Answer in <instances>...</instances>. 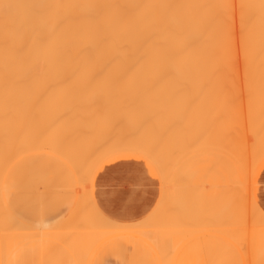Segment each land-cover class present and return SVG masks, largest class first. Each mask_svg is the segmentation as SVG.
I'll return each mask as SVG.
<instances>
[{
	"label": "rangeland",
	"instance_id": "1",
	"mask_svg": "<svg viewBox=\"0 0 264 264\" xmlns=\"http://www.w3.org/2000/svg\"><path fill=\"white\" fill-rule=\"evenodd\" d=\"M80 63L81 62H77V63L70 62V64L58 63V64H63L64 66H68V67L69 65H72L74 67L77 66L76 67L77 70L74 69V72L72 74L73 76L76 75L75 76L76 78H73L72 75H71V78L69 77L70 75L67 77L68 72L69 71L72 72L73 69H69L68 67L66 69V67H64L63 65L62 66L67 70L66 71L65 69H63L65 70V73L67 72L65 76L66 78L63 77L65 74H60L62 75V78L60 77L58 78L57 69H60V68L62 69V66L61 65L57 66L55 63L53 64L47 63L49 66L52 65L54 67L56 66L59 67L56 70L54 69L57 72L53 71L52 73V70H51L50 72L52 74L51 73L50 74L52 76H50L49 72L45 73L48 70H45V72L43 71L42 72L43 74L41 73V75L38 74L39 76H43L44 74H46L44 75L46 79L44 78V76L43 77L38 76L39 77L38 78L37 74L36 76L35 74L32 75L34 76V79H32V77L30 76L31 77V79L29 78L30 81L28 80V78L27 80L25 79L27 83L24 81L25 85L28 84V86L26 85L25 89L27 90L25 91H24V87L21 86L24 84H20L22 83L24 76H21L23 77L22 80L19 79L21 82L18 81V78L16 79L18 82H16V80H14L13 78L14 84L15 82L20 84V87L23 90L22 91L19 87V91L21 90L20 92L21 94H19V92L17 93L16 91L17 86L15 88L14 84L12 85L7 84L8 81H9L8 83H10L12 78L9 77V80H7V82H3L4 86L2 85V81L3 80L5 81V79L2 78L3 80H1L2 87L0 88L1 89L4 88L3 90H8L9 92L12 93L13 89L10 86L14 85L13 88L16 90H14L15 92L13 93L18 94L19 95L18 98H22L23 103L21 102V99H19L20 101H16L18 99L17 98L18 95L17 96L14 94L12 95L16 97L15 99L16 102H19V103L21 102V104H23L25 109L27 108L26 111L24 110L25 111L24 113H27V110H29L30 106L32 107L33 104L30 105L29 101L32 102L33 96L35 95L37 97L36 94L38 93V97L40 98L41 102L42 100H44L43 102L45 103V105L43 106L44 104L43 103L41 107L42 108L45 107L44 109H46L47 107L48 109V110L46 109V111H44V109L40 110L42 108L38 109V107L40 106H38L37 105L38 103L34 101L35 105L38 106V107L36 106V109L41 111V113H39L40 116L43 115L42 113L43 111L45 112L43 115L44 119L47 120V118L48 119L50 118L53 121L54 119L51 118L52 116L51 111L52 113H54L55 111L58 110V112H55L57 113V115L54 113L55 114L54 116L53 114L52 117L54 118L59 117L58 114H61L60 111L64 114V117L63 115L60 116L61 117L60 120L58 118V124L56 122L57 119L55 121V124L52 121H50V119L48 120V122L45 123L43 121L44 119L42 116L41 121L44 122L43 125L45 124L48 125L49 122L50 124L52 122V125L50 126L51 128L49 127L50 129H48V127L46 126L47 129L45 130H43L44 128L42 129L39 128L40 129L39 130L38 127H36L38 130L34 129L35 124L33 122L35 121L28 119V122H26L27 118L24 119L25 122L29 124L28 131L31 133L27 131L28 127L25 129L26 130L25 132L24 131L21 132L25 124L23 122V117H21L22 119L19 118L20 116L18 117V120L22 121L21 125L23 124L24 125L22 126V128H21V125L19 126L21 128L19 132L21 133L18 132L19 134L17 135V138L30 139L32 140V142L29 143L25 147L27 151L22 152V153H15L14 155H11V157L8 158L6 161H4V163L0 167V190L1 192L3 189L5 177L7 176L11 168L20 160L22 159L24 160V158L30 155L37 154V153H43V152L50 153L53 155L50 149L56 146L61 148L64 151H69L63 148L61 144L64 142L66 138H68L67 136H71V135H73L72 136L73 144H70V145H73V146L69 145V148H72V149L78 148L80 150V148L83 149L85 146H87V149H86L87 155H80L78 153V150H75V154L77 156V166L75 168H72L70 165H68L63 160L70 167V169L77 175L76 182L72 178H70L71 176L69 175V173H67V171H65V178L63 177L62 180H57L56 175L50 170H46L43 174H38L33 169L30 170L29 175H28V179H30V183L39 184L42 190L47 191L49 203L43 210H38L33 215H27V214L24 215L23 209L17 207L14 202L13 212H14V215L18 217V219L21 218L20 220H23L25 223L31 226V228L38 229V227L39 228L46 227V229H48L45 235L48 237L45 240L32 242L30 244L31 250H30V254L28 258L30 260H35L36 264H42V262L43 264H49V262H55L61 259H68L71 256L69 255L67 250H71L74 258L79 259L81 257L88 256L87 258L89 260H94L98 262V264H158V261L160 259V254L157 253L153 249L149 239L147 238L148 236H153L151 237L152 239L154 238L157 239L161 237L160 239H162V241H167L166 251L169 255V259H173V260H181V259H187V258L195 259L198 257L201 259L232 258V259L246 260L247 264H253L254 261L258 260L259 253L252 249V244H253V239L256 236L264 235V223L260 221L261 217L259 215L258 217L255 211L258 208H260L264 212V158H263L262 163L258 166L259 162H261L262 157H264V154L260 159V156L262 155L261 153L263 152L261 148H258V144L256 143V141L252 137H248L246 140H244L241 143L240 146H238L237 144V147H235V149L233 148V146L227 147L228 149L229 148L234 149V150L231 149V151L233 152L229 150L231 152L230 154V152H228L227 149L225 148L228 145H225L224 147L225 151H223V149L221 148L222 146L220 143V139L222 138V135H220V133L217 131L216 125L214 129L210 130L207 135L199 136V138L194 139L185 133V129L190 123V118H189L190 113H189L188 117H186V119L188 118L187 120L185 119L182 123H179L173 127L171 125V120L173 119L175 115L173 113H176V111L178 110V107L181 108L182 105L187 104L185 102L187 101L186 99H188L189 97V95L187 96L184 94V93H187V91L183 92L182 90L183 88L180 87L179 84L177 85L178 87L182 88L181 89L182 91L179 90L176 85L175 86L177 87L178 90L174 86V88L177 91L174 89L176 93H175V96H173L174 98H172L173 104L171 106L169 105L168 108L162 107L163 111L162 109H160L159 106H158L159 108L158 107H156L157 109L155 108L156 110L159 109L158 110L159 114H160V111L164 112V109L168 110V111L166 110L167 114L164 116V118H162L163 114L161 113L159 116L158 114L155 115L158 117L153 116L154 118L151 117L153 118L152 120H150L151 118L147 120V118L144 116H146L147 114L148 115H152L153 113L155 114L154 112L155 109L153 110V112L152 111L149 112L148 110L143 109L141 111H138L136 115H132V117H130L131 119L128 118V121L125 120L127 123L126 126L124 125L121 126L120 123L118 122L117 126L120 125L119 126L120 129L122 128V130H120L118 127V129L120 130V131L118 130L120 132L119 133L117 131V126L113 124L116 121H118L120 118V117L118 118V116L116 115L120 116L121 113L118 110L117 111L114 110L116 112H112L111 107L106 106L105 108L104 106L107 104L106 98L107 100L109 99L112 102V100L114 99L113 95H115V92H116L115 97L117 96V98L114 99V102L120 101L121 103H123L122 102V100H124L123 98L129 99L130 97H132V95H129V94L131 93L133 94L135 90L133 95L135 94L139 95V97L136 99H140L141 96H143L142 94L144 90H145L144 93L146 95L148 94V90H149L148 88L150 87H148L147 85L148 84L147 80L149 78L146 79L145 85L142 84L145 82V79H142L144 81H142L141 83H139L141 81L140 79H139L140 81L138 79H133V80L130 79L131 80L130 82L138 80L139 82L136 81V83L139 85L142 84L140 88V86H138L135 82H133L137 86L136 87L137 89H136L133 83H132L133 85L131 86L127 84L129 80L127 79V77L121 76L123 77L122 78L123 80L127 81V83L125 84L124 83L125 81L123 82L120 76H117V77L113 76L114 77L113 79L107 78V75L102 74L104 71L101 69L99 70L98 68H97L98 70L96 71L93 68L94 71L96 72V73L94 72L95 74L93 75V69L90 68L92 70V73H91L89 66H93L96 63L90 64V62L89 63L82 62L81 65ZM86 64H89V65H86ZM75 70L77 71L76 73L78 75L75 73ZM80 71L81 72L83 71V72L81 73ZM59 72H61V70ZM79 73H81V75ZM83 74H86V75H83ZM88 74L93 75L92 76L93 79L96 77L98 82L94 83L96 79L92 80L90 78L91 76ZM47 75L49 76V79ZM60 75L58 74V76ZM103 75H105L106 77L102 78L101 76ZM53 76H55V78ZM83 76L85 78L87 76L90 79H84ZM98 76H99V79H98ZM111 76L112 75H110V77ZM78 77H80L81 79H79ZM115 78H118L119 80L118 79L115 80ZM111 80L115 84L119 82L118 85H116V87H115V84L114 86L107 85L108 81L111 82ZM114 80L116 82H114ZM121 80L122 82L120 83ZM161 80H164L162 82H167L165 81L166 78H160V80L150 79L149 80L150 82L151 81H154V83L157 82L156 84H158L159 82L161 84V87L157 88L160 85L157 87L154 85L152 87L153 89L150 88L149 91H151V89L161 90V88L163 87L162 85L166 84V83H161L160 82ZM31 81L33 82L31 83ZM41 81L43 83H41ZM47 81L48 83L46 85ZM49 81L51 83L53 82L54 84L53 83L49 84L50 83ZM82 81H84V84L78 85L80 84V82L82 83ZM85 81H87L86 82L87 84H85ZM100 81H102L101 84H100ZM104 81L106 82V84H104L105 83ZM177 81L178 80H176V82ZM34 82L36 84V87L30 90V87L34 86L33 84ZM176 82L174 81L173 84ZM96 83H99L100 85L98 84L99 86H96ZM113 83L111 82L110 84L112 85ZM177 83H179V81ZM43 84L45 86H43ZM104 85H107L106 86L107 88ZM103 89H105L106 91ZM107 89L110 91L113 90L114 93L113 92L109 93L110 91L107 92L108 91ZM28 90H30L29 94H27ZM96 90L100 94L104 95L102 99L105 97V95H107V93H108L107 96H111L110 98L106 96V98H104L105 101H103L102 104H100L101 102H99L100 105H103L101 106L104 108V109H101L103 112L105 109L107 110L109 109L108 110L109 112L107 110H105V112L107 113L104 112L105 116L107 115L108 117L111 118V119H108L107 117H105V119L107 118V120L109 121L108 122L109 126H108V123H106L107 120L106 122L104 120L101 121V119L104 118L103 112H102L103 117H101L100 114L98 118L96 117L97 115L96 116L94 115L96 119H99L97 120V122L95 121L96 122L95 123L94 120L96 119L93 118V120H91L93 117L92 115L93 108L91 110L89 106V109L91 110L90 111V110L84 109L83 108L84 106L82 107L80 105L81 103H78V101L81 102V100L84 98L86 104H87V101L89 104L90 100H87V99H89V96L91 97L95 94L97 95L98 93L95 92ZM127 91L128 92L130 91V93L128 94ZM24 92L25 94H22ZM180 92L181 94L183 93L184 96L180 95ZM28 96L30 99L27 98ZM118 97L121 99L118 100ZM99 98L101 101V97ZM27 99H29L28 102H26ZM63 99H64V103L66 102L67 104L63 103ZM84 99L82 100L83 103H84ZM109 100L107 104L108 106L111 103L109 102ZM48 101H51L52 103L54 102L53 104L55 105L57 104L56 105L57 107L53 104H50L51 102L49 103ZM57 101H59L58 102L59 104L57 103ZM75 102L79 104L76 106L77 109H72V107L70 108L69 103L73 105L72 103L75 104ZM112 103L110 104V106H112ZM47 104L48 105L50 104V105L48 106ZM62 105L63 107H60ZM64 105L66 106V108L69 106V108H67L66 110ZM94 106L91 105V107H94ZM50 107L52 108V110L50 109ZM34 108L35 107H33V109ZM62 109L64 110V112ZM158 111H156V113H158ZM100 112L101 111H99V113ZM110 112H112V115L114 114L115 116L114 115H113L114 117L111 115L109 116ZM118 112L120 114H118ZM142 112L144 114H142ZM85 114L88 115L90 120L87 119V116H83ZM36 115L38 114L35 113L33 116H36ZM49 115L51 116L48 117ZM30 116L28 118H30ZM37 117H38V122H37L38 124L41 121H40L39 116ZM115 117H116L115 119L116 121L114 120L113 122V119ZM142 117L145 118V120ZM166 117L168 118L171 117V118L168 119ZM62 118L63 120L66 119L64 120L66 122H62L63 121ZM14 119H16V117ZM161 119L163 120L161 121ZM16 120H14V123H12V125L15 126L16 124L17 126L20 124L19 121H16ZM30 120L32 121L31 123L33 124L29 123ZM110 121H112V124ZM42 122L40 124H42ZM120 122H122L123 124V120L122 121L120 120ZM196 122H193V123L191 122V124L194 126L193 127L194 132L197 131L195 127ZM62 123H64L65 125H63ZM37 124L36 126L40 127V125H37ZM110 124L113 126H111ZM130 124H132V126H130ZM30 125L33 127V129L30 128L31 127ZM86 126L88 129L87 132L85 131ZM90 126H91V129H89ZM163 126L166 128H163ZM15 127L14 129H17L18 126L16 128ZM131 127L133 128V132L131 131L132 130ZM150 127L151 129H149ZM160 127L161 129H159ZM137 129L139 131H137ZM141 129H143L142 132H141ZM32 130H34L36 133ZM146 131L148 132V134ZM124 132H127V135L123 134ZM32 133L33 134L35 133L33 139H32L33 137ZM153 133L155 135H153ZM219 135L221 136V138ZM229 136L230 135H228V137L227 136L225 137V140H227L226 142H224L225 140L223 138L224 141L223 140L221 141L222 144L223 143L227 144L229 141L233 140V138ZM153 137L157 139L160 150H162L165 154L170 156L168 164H169V169L171 171L170 192L172 194V198L168 200L165 205H162L157 210L156 200L160 198L159 183L157 182L156 188L154 190L155 191L154 203L150 211L148 212L150 213L153 209H156L150 221V224L152 226L144 228V229H140V230H131L133 233H128V232L124 233L123 239L120 241L118 245H111L108 243V240L110 239V237L104 236L102 233H100V231L95 230L93 227L94 220L91 215V209L89 206V199L92 196V191H91L92 185L90 183L88 184L80 183L78 180V176H81L86 172L88 166L90 165L94 157L100 156L101 154L109 151L113 147L117 146V144H119L120 142L136 143V142H139L140 139L141 140L143 139L145 140L146 138L152 139ZM93 140H95V142L91 144V141ZM37 149H39L37 152L25 155L28 152L32 150L34 151ZM223 152H226L229 155L227 154L223 156V154H226ZM19 156H21V158L13 162V159ZM34 158L35 156H30L27 159L29 161L30 160L32 161ZM46 159L50 160L49 162L54 165H59V163L56 162V160L54 159H51V158H46ZM133 163H136V162H133ZM233 163H237V167H238L237 178L235 177V175L232 174L234 170ZM5 167H8V168L6 172H4L3 174V170ZM244 167H247L249 169V177H250L249 185H248V197L246 201V211H247V229H246L247 231V244H246L247 255L246 256L241 254L238 248H233V250L230 251L225 247V245H227L230 242V237L233 234L231 231V225H233L236 222L235 217H232L230 219V215H231L230 201L234 199H238V194L243 191V189L240 186V180L242 179V169ZM253 172H254V175H253ZM143 218L136 220V221L127 222V223L137 224L141 220H143ZM178 218L181 219L184 223H192L194 227L185 228V229L176 230V231H167L166 230L167 227L169 225L175 224ZM1 220L2 222L0 223V234L6 233L8 235L7 239L8 241H10L8 242L9 243L8 245L7 244L3 245V243L0 244L2 245L0 250L4 252L3 260L6 261L11 254L9 250L12 248V244L14 245L15 243H18L21 240L19 239V237H17V232L13 230L11 227H6V224L3 221L4 219H1ZM3 225L5 228L4 231H2ZM49 241H53V242L49 243ZM55 241H59V243H55ZM9 245H11L10 249H8ZM7 250L9 251L8 253H10L9 255L6 254ZM201 250H203V255H201Z\"/></svg>",
	"mask_w": 264,
	"mask_h": 264
},
{
	"label": "bare ground",
	"instance_id": "2",
	"mask_svg": "<svg viewBox=\"0 0 264 264\" xmlns=\"http://www.w3.org/2000/svg\"><path fill=\"white\" fill-rule=\"evenodd\" d=\"M220 2H223V0H0V4L7 3V4H19V5L38 4V3L79 4V5H93V4H95V5H148V4L172 5L173 7H169V8H144V7L117 8V7H109V8H79V9H74V10H69V9L58 10L60 12V14H64L65 12L72 13L77 18L78 22L69 27L67 38L58 37V38L54 39L52 41L47 53L41 55L40 59H41V62L44 64V72H45V70H48L45 73L49 72V74H50L51 70H52V73H53V71L54 72L58 71L57 77L62 78V75H60V74H65L63 76V77H65L66 73H67V72L65 73V70L68 67V66H64L63 65L64 63L70 64V62H75V63H77V62L89 63L90 62V64L91 63H93V64L96 63V64L95 65L92 64L93 66H89V69L94 68L95 71L98 69L99 70L101 69L104 71L102 74L107 75V78L113 79L114 78L113 76L127 77V79H129L128 83H127V81L122 79L123 77H121V79L123 80V82L125 81L124 83L125 84L127 83L129 86L133 85L134 84L133 82L136 83V81H138L139 79L141 80V81L139 80L140 82L138 81L139 83L144 81L142 79H145V82L142 83L143 85H145L146 79L149 78L147 80L148 81V84H147L148 87L152 88L154 85L156 87L160 85L159 87H157V88H160L161 84L159 82H158V84H156L157 82L154 83V81L150 82L149 80L150 79L151 80H153V79L160 80V78H166L165 81H167V82H162L164 80L160 81L161 83H166V84L162 85L163 87L161 88V90H157V89L152 90L153 89L152 88L151 91H149L150 88H148L149 89L148 94L146 95L144 93V91H145L144 90L143 94H142L143 96H141L140 99H136L139 97V95H136V94L133 95L135 90H134L133 94L132 93L129 94L131 91L130 90L129 92L128 91L127 92L129 95H132V97H130L129 99L123 98L124 99V100H122L123 103H121L120 101L114 102V99L117 98V96L115 97V95H116V92H115V95H113L114 99L112 100V98H111L113 103L108 99L109 102L112 103V106H110L111 103L109 104V106L107 105L108 100H107L106 96L108 95L107 92L110 91L107 89L108 90L106 92L107 95H105V97H104V98H106L107 104L105 105V103H104V105H105L104 107L105 108H106V106L111 107L112 112H116L118 110L121 113L120 114L118 112V114H120V116L116 115V116H118V118L120 117L118 121L115 120L116 117L113 119V122H114V120L116 121L113 125L117 126V123L119 122L121 126H123V125L126 126L127 123L125 120L128 121V118L132 117V115H136V113L138 111H141L143 109L148 110L149 112L150 111L153 112V110L159 106L160 109H162V111H163L162 107L168 108L169 105L171 106L173 104L172 98H174L173 96H175L176 91L178 89L181 90L183 88L182 89L183 92L187 91V93H188V94L187 93H184V94L187 96L189 95V97H188V99H186L187 101L185 103H187V104L191 103L192 104V111L190 112V115H189L190 123L198 121L201 112L211 109L214 113L219 115V119L216 122V127H217V131L220 133V135H222V138L220 135L219 136L221 138L220 143H221V146H222L221 148L223 149V151H225V149H224L225 145H228L225 148L227 149L228 152H230L232 148L228 149L227 147L233 146V148L235 149V147H237V144H238V146H240L244 140H246L248 137H252L256 141V143L258 144V148L262 149L263 153H261L262 154L260 156V159H261V157L264 154V143L261 142L262 139H264V11H262L261 7H260L262 0H231V2L236 3V4L243 3L246 5H251V7L246 8L244 10L245 11V18H246L245 46H246L247 58H246V61L242 60L241 65H240L238 89L233 87V83H232L233 72H232V69L230 68L229 63H228L227 45H226L225 38L223 35L222 27L214 26L212 28H209L204 34V38L202 41L203 48L206 50H210L214 53V59L219 66V72L217 74V77H216V80L214 81V83L207 86L203 91H201L199 88V82L201 79V71H200V67H199L200 52L197 50H190V51H184L182 53L177 54V50L181 48L182 38L189 35L198 26L200 20L207 13V9L196 7V5H204V4L220 3ZM48 11L49 12H55L57 10H48ZM237 22H238V20H237ZM34 24H35V20L32 18V10H30V9H27V8L12 9L9 13L8 18H6L4 10L0 9V78H1L0 79V87H2V85L4 84L3 82H6V80L4 81L2 79V78L5 79L6 61L8 63V68L10 70L9 77L12 78V80H13V78H14V80H16L18 78V81L21 82L20 80H22V78H23L21 76H24L25 65H23L18 59H16L13 54L17 49L23 48L25 55H31L29 37L32 33V29H33ZM97 27L102 28L106 33H109L113 36V38L117 41V47L115 49L108 50L104 47V45L94 43L95 29ZM44 31H47V28H45ZM145 35H150L152 37V40L150 41V43L148 45L140 47L139 51L137 52V54L135 56L125 57V56L119 54L121 49L127 50L129 52L135 50L137 47V41ZM81 50L83 52H85L87 55H82V56L77 57V52L81 51ZM47 63H50V64L55 63L57 66L63 65L64 67H66V69L63 66H62V69L61 68L57 69L59 67H57V66L54 67L52 65L49 66ZM58 63H63V64H58ZM81 63H80V65H81ZM72 65H69V67H68L69 69H73L72 72L69 71V69H68L69 72L67 74V77L70 75L69 76L70 78L74 72V69L77 70V68H76L77 66L74 67ZM86 65H89V64H86ZM84 66H85V64H84ZM80 68H81V66H80ZM80 68H79V70H80ZM54 69L55 70L57 69V71H55ZM63 69H65V70H63ZM94 69H93V75L96 73L94 71ZM60 70H61V72H59ZM62 70H63V72H62ZM76 70H75V73L77 72ZM79 70H78V72H79ZM83 71H85V70H83ZM70 72H71V74H70ZM99 72H101V71H99ZM81 73H79V74L81 75ZM91 73H92V70H91ZM51 74H50V76H52ZM58 74L60 76H58ZM90 74H88V75H90ZM39 75H41V73H39ZM39 75L37 74V77ZM44 75H46V74H44ZM83 75H86V74H83ZM93 75H90L91 76L90 78L92 80H95L96 75L94 76L95 77L94 79L92 78ZM105 75H103L101 77L105 78L106 77ZM110 75H112V76L110 77ZM35 76H36V74H35ZM43 76H39V77H43ZM75 76H73V78H76ZM87 76H86V78L83 76L84 79H90ZM19 77H21V78H19ZM31 77H32V79H34V76L31 75ZM31 77L30 76H27V77L24 76L22 83H20V84H24L26 82L27 78L30 81ZM53 77L55 78V76H53ZM44 78H45V76H44ZM78 78L81 79L80 77H78ZM48 79H49V76H48ZM98 79H99V76H98ZM116 79H118V78H115V80ZM130 79H132V80L138 79V80L130 82L131 81ZM167 79L169 80V82ZM1 80H3L2 85H1ZM8 80H9V78H8ZM12 80L10 81V83H8L9 82L8 81L7 84H9V85L14 84V80L13 81ZM115 80H114V82H116ZM122 80L120 81V83L122 82ZM176 80H178L179 83H177L178 81L176 82ZM18 81L16 80V82H18ZM102 81H100V84ZM174 81L176 83L173 84ZM16 82L14 85H15V88L17 86V90L13 88L14 85L10 86V87L13 89L12 90L13 92H15L14 90H16L17 93L19 92V94H21L20 92H21L22 88L20 87V84H18ZM32 82L33 81H31V83ZM38 82H40V81H38ZM38 82H37V84H38ZM86 82L87 81H85V84H87ZM95 82H98L97 79H96V81H94V83ZM111 82L113 83L112 80H111ZM111 82L108 81L107 85L114 86L115 83H113L111 85L110 84ZM41 83H43V82L41 81ZM47 83H48V81L46 82V85H47ZM52 83L50 82L49 84H52ZM118 83L115 84V87H116V85H118ZM33 84H34V86H31L32 84L29 85V86H31L30 90H32L34 87H36L35 82ZM44 84H43V86H45ZM81 84H84V81H82V83L80 82V84H78V85H81ZM98 84L99 83H96V86L100 85V84L99 85ZM104 84H106V82ZM136 84H134L135 88L137 87ZM142 84H140V85L137 84V85L140 86V88H141ZM177 84H179L180 87H182V88L178 87ZM26 85L28 86V84H26ZM26 85L25 84L21 85L24 87V91L27 90V89H25ZM107 85H104V86L106 87ZM147 85H146V87H147ZM175 85L178 87V89ZM174 86L177 90L174 88ZM19 87L21 89L20 91H19ZM3 89L4 88H2V89L0 88V167L2 166L4 161H6L8 158L11 157V155H14L15 153H22V152L27 151L25 149V147L29 143H31L32 140H30V139H19V138H17V135L19 133H21L22 131L25 132L26 131L25 129L27 127H28L27 131H28V129H29L28 125L29 124L26 123V122H28V119H31L32 121L34 120L36 122V123L33 122L35 124L34 129L38 130L39 128L40 129L44 128L43 130H45V129H47L46 126L48 127V129H50L52 122L55 124L56 119H57L56 122L58 124V118H59V120L61 119L60 116L63 115V117H64V114L60 111L61 114H58L59 117L54 118L52 116L55 112H58V110L57 111L54 110L55 111L54 113H52V111H51L52 116L49 115L48 117L51 116V118H53L54 120L52 121L49 118L50 121H52L51 124L49 122L48 123L49 126L46 124L43 125L44 122L45 123L48 122L49 119L48 118H47V120L44 119L43 115L45 112L42 111L43 115H41V116L39 114V113H41L40 110H43L45 107L44 108L41 107V105L44 103L43 102L44 100H42V102H41L40 98L38 97V93L36 94L37 97L35 95L33 96L31 94L33 96L32 102L29 101V99H30L29 96L27 97L29 99H27L26 102L29 101L30 105H32V104L33 105H32V107L29 105L30 106V108L28 107L29 110H27V113H24L27 108L25 109L23 104H21V102L23 103V101H22L23 99L18 98L19 97L18 94H16V93L14 94L13 92L11 93L8 90H3ZM174 89L176 91H174ZM30 90H28L27 94L30 93L29 92ZM103 90H105V89H103ZM113 90L110 91L109 93L113 92ZM98 91H99V89H98ZM95 92H97V90ZM237 92L239 93L240 101L243 103L245 115L247 117L245 127L240 129L239 131H236L233 128V123H232V99H233V96L237 94ZM97 93H98L97 95L95 94L96 96L95 95H93L91 97L89 96V99H87V100H90L89 104H88V101L86 104L85 99L83 97L82 98L84 99V103L82 102L83 99L81 100V102L78 101V103H81L80 105L82 107L84 106L83 107L84 109H87V110L91 109L92 110V108H93V110H92L93 117L91 120H93V118L96 119V117L98 118V116H100V115H101V117H103L102 116L103 111L101 109H104V108L101 107L103 105H100V104H102L103 101H105V99L104 98L102 99V97L104 95L100 94L99 92H97ZM12 94H14L16 96L18 95L17 96L18 99L16 101H20L19 99H21V102L20 103L16 102L15 101L16 97H14ZM22 94H25V92ZM27 94H26V96H27ZM103 94H104V92H103ZM172 94H174V95H172ZM184 94L183 93L181 94V92H180V95L184 96ZM109 95H111V94H109ZM97 96H98V98H97ZM118 96H119V94H118ZM133 96L134 97L136 96V97L134 98ZM176 96H177V94H176ZM13 97H14V99H13ZM99 97H101V101H100ZM107 97L110 98L111 96H107ZM193 97H195L194 102H193ZM95 98H97V99H95ZM37 99L40 101H38ZM119 99H121V98L118 97V100ZM177 100H178V98H177ZM34 101L37 102L38 103L37 105L40 107L35 105ZM48 102L50 103L51 101H48ZM58 102L59 101H57V103ZM76 102H75L76 105L74 103H72L73 105H71L69 103L70 108L72 107V109H77L76 106L79 104ZM99 102H101V103L99 104ZM53 103L51 102L50 104H53ZM63 103H64V99H63ZM27 104H29V103H27ZM60 104H61V102H60ZM90 104L93 106L95 105L96 107L95 106L91 107ZM24 105H26V104H24ZM44 105H45V103L43 104V106ZM53 105H55V104H53ZM36 106L38 107V109H40V108H42V109L37 110ZM89 106H90V109H89ZM97 106H99V107H97ZM33 107H35V108L33 109ZM58 107H59V105H58ZM60 107H63V105ZM65 108H66V106H65ZM65 108H64V110H65ZM67 108H69V106ZM67 108H66V110H67ZM32 109H33V111H32ZM35 109H36V111H35ZM46 109H47V107H46ZM46 109H44V111H46ZM50 109L52 110L51 107H50ZM72 109H70V110H72ZM156 109L154 111L155 114L153 113L152 115H148L146 113L148 116L145 114L146 116H144V117H146L148 120L149 118L155 116L156 114H158V116H159L162 113L163 114L162 118H164V116L167 114L166 113L167 109H164L165 113L160 111V114L158 111L159 109L158 110H156ZM178 109H179V107H178ZM60 110H61V108H60ZM64 110H63V112H64ZM105 110H107V109H105ZM105 110H104V112H105ZM114 110H116V111H114ZM31 111H32V113H31ZM99 111H101V112L99 113ZM156 111H158V113H156ZM104 112H103V115H104ZM112 112L109 113V116L114 115V114L112 115ZM249 112H250V116H249ZM33 113L34 114L36 113L38 115L33 116L34 115ZM105 113H107V112H105ZM48 114H46V115H48ZM55 114L57 115V113H55ZM55 114H54V116H55ZM142 114H144V113L142 112ZM173 114H175V113H173ZM30 115L32 116L33 119L31 118ZM94 115L95 116L97 115V116L94 117ZM29 116H30V118H28ZM37 116H39L40 121H41V118L43 116L44 122L41 121L42 124H40L41 122H39L37 124V122H38ZM83 116H87V119L90 120V118L88 117L87 114H85ZM158 116H155V117H158ZM170 116H171V114H170ZM15 117L17 120L14 119ZM18 117L19 118L23 117V122L25 124V125L23 124L24 126L21 125L22 121L21 120L19 121ZM105 117H107L108 119H111L107 115L106 116L104 115L103 119L100 118L101 121L104 120L106 122L107 118L105 119ZM135 118H137V117H135ZM153 118H151L150 120H152ZM166 118H168V117H166ZM169 118H171V117H169ZM24 119H26V122ZM36 119H37V121H36ZM80 119H81V117H80ZM134 119H132V120H134ZM141 119H140V121H141ZM143 119L145 120V118H143ZM14 120L19 121V123H20L19 125H17L18 127L15 124L17 129H14L15 126L12 125V123H14ZM31 120L29 123L32 122ZM62 120H63V118H62ZM64 120H66V119H64ZM64 120L62 122H66ZM97 120H99V119L94 120V122L95 121L97 122ZM120 120L121 121L123 120V124H122V122H120ZM162 120L163 119H161V121ZM108 122L109 121L107 120L106 123H108ZM110 122L112 124V121H110ZM129 122H131V121H129ZM33 123H31V124H33ZM36 124L40 125V127L36 126ZM62 124L65 125L64 123H62ZM20 125H21V128L23 126L22 130L19 127ZM113 125H111V126H113ZM120 125L117 126V131L120 129V127H119ZM108 126H109V123H108ZM130 126H132V124H130ZM36 127H38V129ZM118 127H119V129H118ZM128 127H127V129H128ZM136 127H137V125H136ZM161 127L159 129H161ZM18 128H20V129H18ZM30 128L33 129L32 126ZM64 128H66V127H64ZM163 128H166V127L163 126ZM144 129H145V127H144ZM149 129H151V127ZM19 130H21V132H19ZM120 130H122V128ZM134 130H135V128H134ZM142 130L143 129H141V132H142ZM32 131H34V130H32ZM131 131L133 132V128ZM137 131H139V130L137 129ZM127 132H124L123 134L127 135ZM29 133H31V132H29ZM35 133L34 134L32 133L33 134L32 139L34 138ZM147 134H148V132H147ZM153 135H155V134L153 133ZM228 135H230L233 138V140L229 141L227 144H225V143L222 144L221 141L223 140V138L225 140V137L226 136L228 137ZM23 136H24V134H23ZM167 136H169V135H167ZM226 139H228V138H226ZM139 141H141V139ZM226 141L227 140H225L224 142H226ZM234 149H232V150H234ZM38 150L39 149L34 150V151L32 150L25 155L37 152ZM50 150H51V153L57 154V156L61 157L60 159L64 160L65 162L70 161L71 162L70 166L72 168H75L77 166V156L75 154L74 149L69 150V151H64L61 148L56 146V147L51 148ZM226 152H223V153H226ZM231 152H233V151H231ZM231 152H230V154H231ZM227 154L228 153L223 154V156H225ZM19 158H21V156L13 159V162L19 160ZM263 158L264 157H262L261 162H259L258 166L262 163ZM233 166H234V170H233L232 174L235 175V177L237 178V176H238L237 163H233ZM8 167L4 168L3 174H4V172H6ZM255 211H256L257 216L259 215L261 217L260 221H262V223H264V213L261 211L260 208H258ZM1 219H4L3 221L5 222L6 225H14V227H11V228L17 232V237H19V239L21 240L20 242L15 243L14 245L12 244L11 249H10L11 245H9L8 249H10L9 250L10 253H12V251L16 248V246H18L20 243H22L23 241H25L27 239H30L33 237H38V236H45L47 233V230H48V229H42L41 227L40 228L38 227V229L31 228V227L27 226L26 224L22 223L21 221H19L16 218V216H14V214L11 213L9 208H7V205L5 204L2 192L0 190V223L2 222ZM4 230H5V228L3 225L2 231H4ZM130 231H128V233H133L132 231L131 232ZM134 233H136V232H134ZM7 236L8 235L6 233L0 234V244L1 243H3V245L9 244L8 242H10V241H8ZM98 236H100V235H98ZM151 237H153V236H151ZM96 238H98V237H96ZM1 246L2 245H0V248H1ZM262 247H264V235H258L253 239L252 249L259 253V251L261 250ZM9 251L7 250V253H6L7 255L10 254V253H8ZM3 253L4 252H2L0 250V260H3Z\"/></svg>",
	"mask_w": 264,
	"mask_h": 264
},
{
	"label": "snow or ice",
	"instance_id": "3",
	"mask_svg": "<svg viewBox=\"0 0 264 264\" xmlns=\"http://www.w3.org/2000/svg\"><path fill=\"white\" fill-rule=\"evenodd\" d=\"M169 8L172 5H79V4H0V9L5 12L6 18L12 9L27 8L32 10V18L35 24L29 37L31 55H25L23 48H19L14 52V57L18 59L24 67V76L39 74L44 71V64L41 62V55L46 54L52 41L58 37L68 36L69 27L77 23V18L70 12L60 14V9H79V8ZM196 7L207 9L206 15L200 20L198 26L187 36L182 38L181 48L178 53L184 51L197 50L200 52L199 67L201 71V79L199 88L203 91L207 86L214 83L219 72V66L214 59V53L203 48L202 41L205 32L214 26H220L223 29V35L227 45L228 63L233 72V87L238 89L239 73L242 60L246 61L247 53L245 46V28L246 18L245 9L251 7L246 4H236L231 0H223L220 3H211L204 5H196ZM261 10L264 11V0L261 2ZM48 10H57L49 12ZM238 20V22H237ZM47 28V31L44 29ZM152 37L145 35L137 41L135 50L129 52L121 49L120 55L125 57L135 56L140 47L150 43ZM94 43L102 44L108 50L117 47V41L109 33L102 28L95 29ZM87 55L85 52L78 51L77 57ZM10 75L8 63L5 64V80L7 82ZM195 97H193V102ZM192 111V104L188 103L179 108L171 125L174 127L182 123L189 113ZM250 116V112H249ZM219 115L211 109L201 112L196 122L197 131H193L191 123L185 129V133L192 138L205 136L210 130L214 129ZM246 115L243 103L240 101L239 93L232 99V123L236 131L245 127ZM264 143V139L261 141ZM54 159H58L57 154L53 153ZM170 156L160 150L156 138L141 140L136 143L120 142L117 146L109 151L94 157L88 166L86 172L78 176V180L82 184L90 183L92 185V196L89 200L91 215L94 220V229L103 233L104 236L110 237L108 243L118 245L123 239V234L130 230H140L151 227L150 221L153 213L145 217L137 224H124L119 221L122 218H134L139 209L151 203V199L155 197V188L159 183L160 198L156 200V208L159 209L172 198L170 192L171 171L168 161ZM117 161H127L128 163H116ZM136 162V163H133ZM70 165V161H66ZM106 165H115L114 167H106ZM65 167L57 166L56 179L62 180L65 175ZM254 175V172H253ZM249 169H242V179L240 186L243 189L238 194V199L230 201L231 215L235 217V223L231 225L232 235L230 242L225 245L228 250L238 248L239 252L247 255V211L246 201L248 197L249 185ZM2 194L4 199L23 209L27 215H33L38 210H43L49 203L46 190H42L39 184L25 183L23 179L15 177H5ZM6 227H14V225H6ZM192 223H184L181 219H177L175 224L169 225L167 231L182 230L192 228ZM153 249L160 254L158 264H247L246 260L241 259H201L187 258L181 260L169 259L166 251L167 241L160 238L152 239L147 237ZM53 241H49L52 243ZM59 243V241H55ZM30 250L25 246L17 249L15 255L8 260H0V264H36L35 260H30ZM203 255V250H201ZM43 264V262H42ZM49 264H98L94 260L87 257L79 259L71 258L61 259ZM253 264H264V247L259 252V259Z\"/></svg>",
	"mask_w": 264,
	"mask_h": 264
},
{
	"label": "crops",
	"instance_id": "4",
	"mask_svg": "<svg viewBox=\"0 0 264 264\" xmlns=\"http://www.w3.org/2000/svg\"><path fill=\"white\" fill-rule=\"evenodd\" d=\"M89 129H91V126L89 127ZM87 130L88 129H87V126H86L85 131L87 132ZM72 136L73 135L67 136L68 138H66L64 140V142L61 144V146H63V148H65L66 150H73V149L74 150H78V153L80 155H87V153H86L87 152V150H86L87 146H85L83 149L80 148V150L78 148H73V149L69 148V145L73 144ZM69 138H71V139H69ZM93 142H95V140L91 141V144H93ZM70 146H73V145H70ZM30 156H35V158L32 161L31 160L29 161L27 158L30 157ZM30 156L24 158V160L22 159L19 162H17L11 168V170L9 171V173L7 174L6 177H9V178L15 177L17 179H23V181L25 183H30V179H28V175H29V172H30L31 169L35 170V172L38 173V174H43L46 170H50L51 172H53L55 174L57 166H63V167L66 168L67 173H69V175L71 176L70 178H72L75 182L77 181V175L70 169V167L62 159H60V158L54 159L52 154L46 153V152L37 153V154L30 155ZM46 158H51V159L56 160V162H58L59 165H54V164L50 163L49 162L50 160H47ZM116 163H128V162L127 161H117ZM114 166L115 165H106V167H109V168L114 167ZM64 178H65V175H64ZM5 202H6V205L8 206V208H9V210L14 214V212H13L14 211V201L12 203H9V202H7L5 200ZM153 203H154V198L151 199V203L150 204H146V205L142 206L139 209L138 214L134 218H122L119 222L130 225L131 223H127V222L136 221V220H139V219L143 218L144 216L145 217L149 216V214L153 213V210L150 213H148L150 211ZM23 214L25 215L24 212H23ZM16 218L18 219V217H16ZM20 219H18V220L21 221L22 223L26 224L27 226H29L27 223H25L23 220H20ZM29 227H31V226H29ZM42 229H46V227L42 228ZM47 237L48 236H38V237H33V238H30V239H27V240L23 241L18 246H16V248L12 251V253L8 257V259L12 258L15 255L17 249L26 246L29 250H31V245L30 244L32 242L43 241ZM67 252L71 256V258H74L73 255H72L73 253H72L71 250H67Z\"/></svg>",
	"mask_w": 264,
	"mask_h": 264
}]
</instances>
